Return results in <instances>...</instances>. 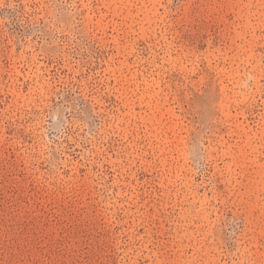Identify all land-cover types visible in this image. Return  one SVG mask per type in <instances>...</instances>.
<instances>
[{
  "label": "rangeland",
  "instance_id": "1",
  "mask_svg": "<svg viewBox=\"0 0 264 264\" xmlns=\"http://www.w3.org/2000/svg\"><path fill=\"white\" fill-rule=\"evenodd\" d=\"M0 264H264V0H0Z\"/></svg>",
  "mask_w": 264,
  "mask_h": 264
}]
</instances>
